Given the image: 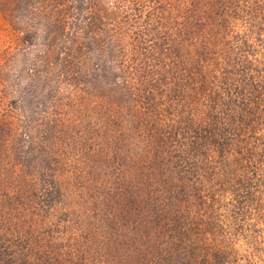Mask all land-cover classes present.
Wrapping results in <instances>:
<instances>
[{
    "label": "trees",
    "instance_id": "1",
    "mask_svg": "<svg viewBox=\"0 0 264 264\" xmlns=\"http://www.w3.org/2000/svg\"><path fill=\"white\" fill-rule=\"evenodd\" d=\"M30 10L21 100L0 68V264H264V0Z\"/></svg>",
    "mask_w": 264,
    "mask_h": 264
},
{
    "label": "rangeland",
    "instance_id": "2",
    "mask_svg": "<svg viewBox=\"0 0 264 264\" xmlns=\"http://www.w3.org/2000/svg\"><path fill=\"white\" fill-rule=\"evenodd\" d=\"M36 0H11L9 7L10 17L8 13L0 12V68L6 72L9 78L6 79L5 84L8 86L7 94L3 100H21L23 94L22 87L28 80L26 68L29 65L27 59L35 54L38 47H31L23 51L25 45L21 39V27L28 26L25 24L33 16L30 7ZM50 1V0H45ZM148 5L141 4L140 12L143 13ZM21 26V27H19ZM39 45V43H37ZM55 73L52 72V76ZM45 78H50L48 75ZM10 83H9V82ZM10 85H8V84ZM15 116V115H14Z\"/></svg>",
    "mask_w": 264,
    "mask_h": 264
}]
</instances>
